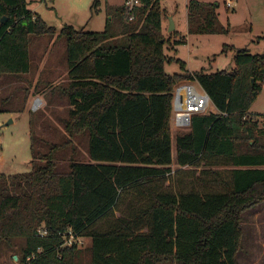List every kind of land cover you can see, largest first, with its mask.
<instances>
[{"label": "trees", "instance_id": "16d2710c", "mask_svg": "<svg viewBox=\"0 0 264 264\" xmlns=\"http://www.w3.org/2000/svg\"><path fill=\"white\" fill-rule=\"evenodd\" d=\"M140 1L132 14L124 4L118 9V33L108 24L101 32L60 30L69 101L63 128L89 133V160H71L60 172L47 154L28 171L0 173V244L23 239L20 264H237L242 213L264 200V120L260 125L249 111L264 83V53L238 48L231 71L210 73L189 71L177 59L179 71L170 74L160 0ZM28 2L0 0V81L30 71L31 36L56 31ZM217 7L189 0L190 29L201 23L196 32L224 31ZM184 80L196 81L215 111L192 115L172 146V93ZM201 161L231 169H208L210 177L200 180L213 188H161L173 164ZM134 189L137 204L96 229ZM68 231L90 244L63 245Z\"/></svg>", "mask_w": 264, "mask_h": 264}, {"label": "rangeland", "instance_id": "374dc122", "mask_svg": "<svg viewBox=\"0 0 264 264\" xmlns=\"http://www.w3.org/2000/svg\"><path fill=\"white\" fill-rule=\"evenodd\" d=\"M188 1L160 0L163 10L162 35L169 39L164 45V53L173 58L170 63L165 64L168 73L179 71L177 59L185 62L190 71L210 73L231 71L235 67L233 57L238 48H246L252 54L264 53V0H232V5L228 8L225 0H198L218 3L216 26L224 28L220 32H196L195 28L201 23L192 24L190 29ZM95 2L29 0L28 8L54 26L56 31L31 36L30 71L21 76L7 75L0 81L1 174L28 171L32 160L45 163L47 154L52 156L55 168L60 172L68 170L71 160H89V133L83 131L70 134L63 128V120L68 117L69 101L64 91L68 82L66 36L60 34V30L71 25L76 30L101 32L108 24L111 30L118 33L121 22L118 9L123 6L124 0H98L96 5ZM169 18L175 23V30L167 31ZM173 31L175 35H172ZM116 37L113 39L119 41L120 35ZM176 39H184L186 42L175 44ZM192 83L200 90L196 81ZM33 86V91L37 89L42 98V104L39 97L36 98L38 95L30 93ZM34 99L38 103H34ZM206 111H215L211 102ZM249 111L259 118L258 123L261 125V120H264V83ZM170 126L173 146L175 135L181 131L174 129L171 121ZM37 157L40 159H35ZM171 168V174L159 180L161 188L168 191H188L195 190L196 187L213 188L200 180L210 177L208 169L220 170L226 175L231 166H209L201 161L197 166L179 167L173 164ZM137 198V189H134L120 202L118 209L109 217L98 221L95 228L103 230L125 216L137 204ZM241 228L242 248L237 252V264H264V200L242 213ZM78 243L87 246L90 239L81 237ZM22 245L21 238H15L8 244L2 242L0 264H20Z\"/></svg>", "mask_w": 264, "mask_h": 264}, {"label": "built area", "instance_id": "2783aa9c", "mask_svg": "<svg viewBox=\"0 0 264 264\" xmlns=\"http://www.w3.org/2000/svg\"><path fill=\"white\" fill-rule=\"evenodd\" d=\"M140 0H124V5L129 14L133 13L134 7L140 5ZM232 5V0H225V6L228 8ZM132 18V17H130ZM172 99V115L171 123L177 131H183L190 127V120L192 115L204 113L210 103L208 94L200 87L196 89L192 81H180L174 85ZM34 103H37L35 100ZM1 142V138H0ZM42 236H47L45 228L39 229L38 232ZM63 245H72L80 241L79 236L68 231L62 234ZM30 259L29 257L27 258Z\"/></svg>", "mask_w": 264, "mask_h": 264}, {"label": "crops", "instance_id": "0c3cea01", "mask_svg": "<svg viewBox=\"0 0 264 264\" xmlns=\"http://www.w3.org/2000/svg\"><path fill=\"white\" fill-rule=\"evenodd\" d=\"M174 30H175V23H174ZM167 31H168V29H167ZM173 34L175 35V33H173ZM173 34H172V35H173ZM180 34H181V33H180ZM181 35H182V34H181ZM176 40H177V39H176ZM183 41L186 42L184 39H183ZM187 69H188V68H187ZM189 71H190V70H189ZM33 89H34V86L32 87V89H30V93L34 94L33 96H37V95H38V96L36 97V98H38V97L40 96L39 93H37L36 91L34 92ZM35 100H36V99H34V102H35ZM39 102H40L41 104L43 103V100H42L41 97H39Z\"/></svg>", "mask_w": 264, "mask_h": 264}, {"label": "water", "instance_id": "95a60500", "mask_svg": "<svg viewBox=\"0 0 264 264\" xmlns=\"http://www.w3.org/2000/svg\"><path fill=\"white\" fill-rule=\"evenodd\" d=\"M3 20V18H2ZM174 29V22L172 21L171 18H169V26H168V31H172ZM16 259V256H15Z\"/></svg>", "mask_w": 264, "mask_h": 264}, {"label": "bare ground", "instance_id": "6f19581e", "mask_svg": "<svg viewBox=\"0 0 264 264\" xmlns=\"http://www.w3.org/2000/svg\"><path fill=\"white\" fill-rule=\"evenodd\" d=\"M38 103V102H37Z\"/></svg>", "mask_w": 264, "mask_h": 264}]
</instances>
